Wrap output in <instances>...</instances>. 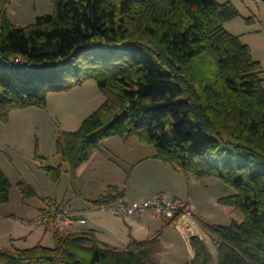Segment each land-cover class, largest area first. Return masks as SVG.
Segmentation results:
<instances>
[{
    "label": "trees",
    "instance_id": "1",
    "mask_svg": "<svg viewBox=\"0 0 264 264\" xmlns=\"http://www.w3.org/2000/svg\"><path fill=\"white\" fill-rule=\"evenodd\" d=\"M51 2L53 14L18 27L8 17L10 0H0V122L94 79L106 100L78 130L58 137L61 164L46 167L49 176L60 181L66 165L75 178L105 139L135 137L176 172L231 186L235 194L219 201L244 220L201 222L217 242V263L264 264V79L249 45L226 28L239 10L218 0ZM11 188L0 167L1 203ZM20 188L25 197L36 194ZM124 196L113 186L92 203L110 206ZM47 205L35 224L53 232L54 247L0 249V264H161L158 237L113 248L93 230L38 224ZM191 244V264L214 263L204 240L194 236Z\"/></svg>",
    "mask_w": 264,
    "mask_h": 264
},
{
    "label": "rangeland",
    "instance_id": "2",
    "mask_svg": "<svg viewBox=\"0 0 264 264\" xmlns=\"http://www.w3.org/2000/svg\"><path fill=\"white\" fill-rule=\"evenodd\" d=\"M218 1L220 3L231 2L239 10L240 16L227 22L226 28L241 36L242 41L249 45L253 58L261 63V76L264 79V0ZM54 10L55 6L51 0H10L8 17L16 26L26 27L35 23L38 17L53 14ZM251 17L255 18L254 23L247 22V19ZM105 100L106 97L99 89L98 83L90 79L83 86L75 87L69 92L50 93L48 104L45 107L16 110L11 114L8 124L0 122V167L12 184L9 202H0V218H2L0 237H8L9 242H13V248L27 249L38 244L54 247L53 232L49 230L50 232L45 236L48 229L35 224L40 213L39 207H44L47 201H53L66 203L75 212H86V216L83 217L84 223L62 229L65 232L78 233L82 231L78 227L87 223L88 216L87 211L77 210L78 205L82 203L81 194L84 198L88 196L102 198L107 194V189L112 187L108 186V182L117 181L126 184L121 190L127 191L130 200L159 193L156 196L164 195L169 199L189 202L193 211V225L183 233L190 241L194 236L204 240L213 254V264H218L217 242L202 227L201 222L229 226L233 220L238 222L244 220V215L240 210L219 201L235 194V190L220 179L215 177L197 179L190 175L188 176L190 178H186L187 180L184 178V183L180 182L172 187L168 181L174 179H169L167 175L163 176L164 181L157 179L161 170L152 171L147 164L136 173V176L141 175V180H138L136 176L132 178L133 164L135 165L143 156L154 153V147L142 144L141 147L145 148L139 153H129L131 150L127 153V150H123L120 145L116 149L112 140H104L101 144V147L107 149L105 155L112 166L103 165L98 169L96 179L92 183L96 185L94 188L86 180L89 172L86 173V177L80 174L79 178L77 176L74 178L66 165H63L64 172L60 181L56 182L49 176L45 168H55L61 164L60 156L56 153L58 137L63 132L78 130L82 122L96 112ZM112 138L122 141L118 136ZM37 155L44 158L41 159ZM21 183L30 185L36 194L25 197L20 188ZM172 194H178L180 197L190 196L191 202L188 199L173 198ZM71 199L75 200L74 204H70ZM135 201L142 200L135 199L133 202ZM24 202L30 209L26 210ZM101 208L98 207L100 210ZM195 211H198L205 221L199 220ZM107 213L112 214L109 211ZM20 219L33 222V228L31 226H27L31 229L25 228ZM109 219L117 222L112 217ZM173 225L177 229L175 223ZM118 229L121 227L119 226ZM12 234L13 239L10 240Z\"/></svg>",
    "mask_w": 264,
    "mask_h": 264
},
{
    "label": "crops",
    "instance_id": "3",
    "mask_svg": "<svg viewBox=\"0 0 264 264\" xmlns=\"http://www.w3.org/2000/svg\"><path fill=\"white\" fill-rule=\"evenodd\" d=\"M120 139L122 141H117V139H114L112 137L107 138L105 140L108 141L112 140L111 142L115 145L116 149L117 146L120 145L123 150L124 149L127 150V153L129 152V150H131V152L129 153H139L140 151L143 150V148H145V147H141L143 143H141L135 137L129 139H125V138H120ZM122 146L123 147L125 146V148H123ZM143 146H145V144ZM106 151L107 149L103 147L95 151L92 157L77 170L76 173L77 178L81 176L80 174H83L86 177L87 176L86 173L89 172L88 177H86V180L88 181V183H90L89 185H91V187L94 188L96 185L94 186L92 183L96 179L98 169L103 165L112 164L111 162L108 161L109 159L105 155L107 153ZM155 153H156L155 151L152 154L149 153L150 155L148 154L146 156H143L140 159V161H138L135 165L133 164V171L131 172L132 178L136 176L137 171L140 170V168H142L143 166H145V164H147L150 170L152 171L153 170L157 171L158 169L161 170V173L157 175V179L163 180L164 175H167L169 179H174L172 181H168L171 183L172 187H175L180 182L184 183V180L186 178H190L188 177L190 175H184L178 173L170 165L162 162L160 159H157L155 157ZM117 164L119 165V163ZM136 177L138 178V180H141L142 178L141 175H137ZM128 178L130 179V174ZM111 183H116V184H111ZM123 185L126 184H124V182L120 183L117 181L108 182L109 187L115 186L118 188L120 192H125V196L122 200L129 203L133 202L135 199L136 200L152 199L157 194H159V193H155L148 195L146 197L141 196L140 198H134L133 200H130V198H128L127 196V191L121 190L122 187H125ZM108 190L109 188L107 189V191ZM81 193L82 192H80V194ZM81 195L82 197L80 198V200L82 203L78 205L77 210L87 211L88 216H87V223L82 225L80 227V230L95 231L98 239L102 243L107 244L113 248H118L120 250H123L129 248L132 239H135L137 241H145L158 237L162 248V251L160 252V260L162 264H189L195 258L196 253L191 244V241L188 240L183 233L178 231L174 225H170L163 218L160 219V217L157 216L156 214L152 212H148L145 214H139L134 216L119 217L117 215H114L113 213L110 214L107 213V211L106 212L101 211L100 209H98V206L92 203V201L97 200V198L100 199L99 198L100 196L98 197L88 196L84 198L83 194ZM172 195L174 196L173 198L188 199L191 202L190 196L180 197L178 194H172ZM74 202H75L74 199L70 200V204H74ZM24 205L26 206L25 207L26 210L30 209V207H28L26 202H24ZM41 209L42 208L40 206L39 211ZM195 214L199 220L205 221L203 220V218L201 217L202 215L198 211H195ZM111 217L117 222L110 221L109 218ZM1 219L2 218H0V220ZM20 221H22L25 228L28 229L33 228V222L32 223L30 221L26 222L23 221L22 219H20ZM27 226H31V228ZM119 226L121 227V229H118ZM48 232L50 231L46 230L45 236ZM10 236H11L10 240L13 239V234ZM12 243L9 242L8 237L6 238L4 236L0 237V245H1L0 248H13Z\"/></svg>",
    "mask_w": 264,
    "mask_h": 264
},
{
    "label": "built area",
    "instance_id": "4",
    "mask_svg": "<svg viewBox=\"0 0 264 264\" xmlns=\"http://www.w3.org/2000/svg\"><path fill=\"white\" fill-rule=\"evenodd\" d=\"M23 61L19 59V62ZM45 215L37 220V223L42 225L46 223H55L59 228H65L73 225H79L85 222L84 216L86 212H75L68 204L58 203L53 204L47 201ZM102 211H109L117 216H134L145 214L153 211L157 216L166 221H174L177 229L180 232H186L188 227H192L193 211L191 204L184 200L169 199L164 195L156 196L152 199L126 202L120 200L110 206H103ZM184 234V233H183Z\"/></svg>",
    "mask_w": 264,
    "mask_h": 264
}]
</instances>
